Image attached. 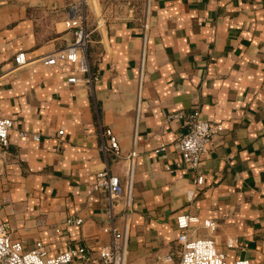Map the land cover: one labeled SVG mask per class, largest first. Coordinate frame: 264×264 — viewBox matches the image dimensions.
Here are the masks:
<instances>
[{"label":"crops","instance_id":"obj_1","mask_svg":"<svg viewBox=\"0 0 264 264\" xmlns=\"http://www.w3.org/2000/svg\"><path fill=\"white\" fill-rule=\"evenodd\" d=\"M76 1L0 0V115L15 123L0 147V222L26 250L42 241L53 257L86 246L89 264L114 223L128 231L127 264H158L178 252L177 218L190 214L199 219L193 237L215 238L230 261L264 264V0H146L143 14L87 0L92 84L76 63L41 60L73 41L65 21ZM20 52L28 63L17 67ZM181 110L224 127L204 157L201 186L174 140L186 129L169 116ZM107 129L123 155L139 151L131 207L95 187L101 169L126 173L125 158L102 149Z\"/></svg>","mask_w":264,"mask_h":264},{"label":"built area","instance_id":"obj_2","mask_svg":"<svg viewBox=\"0 0 264 264\" xmlns=\"http://www.w3.org/2000/svg\"><path fill=\"white\" fill-rule=\"evenodd\" d=\"M66 27L72 31L74 39L64 49L45 55L42 57L44 63L53 65L58 59H64L71 63L79 65V71L85 75L87 83L92 84L98 80V75H94L90 69L89 46L92 32L87 26V0H79L69 7V17L65 21ZM144 41L148 39V30L150 29V11L145 13L143 24ZM146 54L142 55L141 80L143 78V69ZM17 67L28 63L25 52L16 55ZM69 82L77 83L80 78L77 76L69 77ZM141 104L139 97L138 110ZM171 119H182L185 133L175 137L176 145L181 152L183 162L196 174L193 182L196 186H201L205 182V175L202 169L204 157L214 141L216 135L220 134L224 127L222 123L213 124L201 117L199 110L186 111L181 110L172 113ZM14 120L10 117L0 115V147L9 145V136L14 129ZM63 130L59 131L62 135ZM19 134L23 137L33 136L37 141L41 139L40 134H31L26 130H20ZM109 142L104 141L102 149L107 153H113L117 157H123L127 161L124 180L111 172L109 166L99 170L96 173L95 187L108 191L112 203L115 199L124 198L126 205L131 207L134 200V190L136 186V170L139 151L134 148L127 155H123L118 137L111 129L106 130ZM137 143V137H134V144ZM166 147L162 144L161 149ZM196 190L189 191V199H193ZM199 219L190 214L178 216L177 225L181 230L178 242L181 244L179 264H251L247 260L230 261L226 254L220 252L217 248L216 239L213 237H193L190 228L193 222ZM68 223L81 224V218H69ZM205 227L214 231L217 224L212 220L204 221ZM60 229H57L59 231ZM104 231L111 235V242L101 247L99 250L98 264H127L128 263V231L120 229L114 223L104 226ZM238 242L235 238L227 241V246L233 248ZM166 261L173 260V255L164 257ZM91 260L90 251L86 246L72 247L56 256H49L48 247L42 241L37 245L26 250L23 242L13 236L10 225L6 222H0V264H89Z\"/></svg>","mask_w":264,"mask_h":264},{"label":"rangeland","instance_id":"obj_3","mask_svg":"<svg viewBox=\"0 0 264 264\" xmlns=\"http://www.w3.org/2000/svg\"><path fill=\"white\" fill-rule=\"evenodd\" d=\"M115 1V0H114ZM116 2H121V4H125L127 6H135L134 8L138 11L139 14H143L145 9H146V0H131L130 5L128 3V0H117L115 1V3L113 4L114 10L116 9H120V3H116ZM178 252H176V255H173V260L171 261H166L164 259V257H166L167 255L171 254H166L162 257V259H157L158 264H179L180 261V251H181V244L179 243V247H178Z\"/></svg>","mask_w":264,"mask_h":264}]
</instances>
